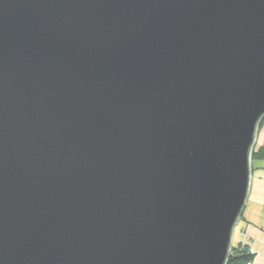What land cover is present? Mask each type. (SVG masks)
I'll use <instances>...</instances> for the list:
<instances>
[{
  "label": "water",
  "instance_id": "water-1",
  "mask_svg": "<svg viewBox=\"0 0 264 264\" xmlns=\"http://www.w3.org/2000/svg\"><path fill=\"white\" fill-rule=\"evenodd\" d=\"M264 117V0H0V264H226Z\"/></svg>",
  "mask_w": 264,
  "mask_h": 264
},
{
  "label": "crops",
  "instance_id": "crops-1",
  "mask_svg": "<svg viewBox=\"0 0 264 264\" xmlns=\"http://www.w3.org/2000/svg\"><path fill=\"white\" fill-rule=\"evenodd\" d=\"M264 124V123H263ZM262 124V125H263ZM264 141V125L261 130ZM233 239L235 240L233 242ZM244 244L252 254L251 264H264V162L258 161L251 170L245 203L233 227L231 246Z\"/></svg>",
  "mask_w": 264,
  "mask_h": 264
},
{
  "label": "trees",
  "instance_id": "trees-1",
  "mask_svg": "<svg viewBox=\"0 0 264 264\" xmlns=\"http://www.w3.org/2000/svg\"><path fill=\"white\" fill-rule=\"evenodd\" d=\"M264 123V117L260 121L259 125ZM251 159L264 162V141L261 145L252 149ZM252 170V164H250ZM230 251L227 256L226 264H251L252 254L244 244H238L236 246H230Z\"/></svg>",
  "mask_w": 264,
  "mask_h": 264
},
{
  "label": "rangeland",
  "instance_id": "rangeland-1",
  "mask_svg": "<svg viewBox=\"0 0 264 264\" xmlns=\"http://www.w3.org/2000/svg\"><path fill=\"white\" fill-rule=\"evenodd\" d=\"M264 125V124H263ZM263 125H258V127H257V131H256V136H255V143H254V146H253V148H255V147H257L258 145H257V143H258V141H260L261 140V133H262V129H263ZM259 160H256V159H253V162H252V159L250 160V164H252V170L253 169H255L256 168V163L258 162ZM235 240L233 239V242H234Z\"/></svg>",
  "mask_w": 264,
  "mask_h": 264
},
{
  "label": "built area",
  "instance_id": "built-area-1",
  "mask_svg": "<svg viewBox=\"0 0 264 264\" xmlns=\"http://www.w3.org/2000/svg\"><path fill=\"white\" fill-rule=\"evenodd\" d=\"M231 249V248H230ZM230 249H229V251H230ZM250 264V263H249Z\"/></svg>",
  "mask_w": 264,
  "mask_h": 264
},
{
  "label": "bare ground",
  "instance_id": "bare-ground-1",
  "mask_svg": "<svg viewBox=\"0 0 264 264\" xmlns=\"http://www.w3.org/2000/svg\"><path fill=\"white\" fill-rule=\"evenodd\" d=\"M253 149V148H252Z\"/></svg>",
  "mask_w": 264,
  "mask_h": 264
},
{
  "label": "clouds",
  "instance_id": "clouds-1",
  "mask_svg": "<svg viewBox=\"0 0 264 264\" xmlns=\"http://www.w3.org/2000/svg\"><path fill=\"white\" fill-rule=\"evenodd\" d=\"M231 246V245H230Z\"/></svg>",
  "mask_w": 264,
  "mask_h": 264
}]
</instances>
